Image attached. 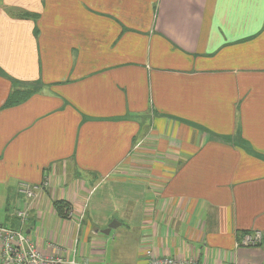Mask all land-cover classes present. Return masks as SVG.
<instances>
[{
    "label": "crops",
    "instance_id": "1",
    "mask_svg": "<svg viewBox=\"0 0 264 264\" xmlns=\"http://www.w3.org/2000/svg\"><path fill=\"white\" fill-rule=\"evenodd\" d=\"M21 210L45 257L264 264V0H0V226Z\"/></svg>",
    "mask_w": 264,
    "mask_h": 264
},
{
    "label": "built area",
    "instance_id": "2",
    "mask_svg": "<svg viewBox=\"0 0 264 264\" xmlns=\"http://www.w3.org/2000/svg\"><path fill=\"white\" fill-rule=\"evenodd\" d=\"M48 186V181L41 186H31L27 184H20L18 193L29 199L34 198L36 193L43 187ZM71 216V212L68 214ZM16 218L20 222V227L11 228L0 226V263L1 264H78L76 260H65L61 256L45 257L38 249L37 243L32 241L23 231L28 215L25 210L18 211ZM262 235L258 231L251 232L244 235L239 244L244 247H251L260 244ZM147 253L148 261L146 264H198L191 259L177 260L170 257L157 258L154 255ZM81 264H90L81 263Z\"/></svg>",
    "mask_w": 264,
    "mask_h": 264
},
{
    "label": "trees",
    "instance_id": "3",
    "mask_svg": "<svg viewBox=\"0 0 264 264\" xmlns=\"http://www.w3.org/2000/svg\"><path fill=\"white\" fill-rule=\"evenodd\" d=\"M28 94H29V93H27V94L24 95L23 97L21 96L20 98H18V96H17L16 93H15V94H11V95L9 96V98L7 99V101L5 102L4 107H10V106L17 105L18 103L22 102L23 99L25 100V99H26L25 97H26ZM57 204L59 205V206H57V211H58L60 214H62L65 205H63L61 202H58ZM249 233H251V232L242 233V234L240 235V237L237 238V247H238V248H239V247H244V246H241V245L239 244V242H240L241 238H242L244 235L249 234ZM260 244H261V243H260ZM260 244H258V245H256V246H251V247H257V246H259Z\"/></svg>",
    "mask_w": 264,
    "mask_h": 264
},
{
    "label": "water",
    "instance_id": "4",
    "mask_svg": "<svg viewBox=\"0 0 264 264\" xmlns=\"http://www.w3.org/2000/svg\"><path fill=\"white\" fill-rule=\"evenodd\" d=\"M114 225H115L114 222H112L111 224L108 225L107 229H105V230H103V231H101V232H102L103 234H105V235H108L109 232H110V230L113 229V228L115 227Z\"/></svg>",
    "mask_w": 264,
    "mask_h": 264
},
{
    "label": "rangeland",
    "instance_id": "5",
    "mask_svg": "<svg viewBox=\"0 0 264 264\" xmlns=\"http://www.w3.org/2000/svg\"><path fill=\"white\" fill-rule=\"evenodd\" d=\"M1 264V263H0Z\"/></svg>",
    "mask_w": 264,
    "mask_h": 264
}]
</instances>
